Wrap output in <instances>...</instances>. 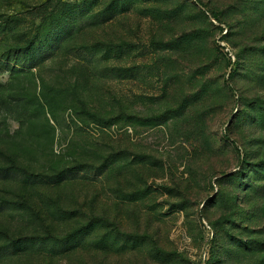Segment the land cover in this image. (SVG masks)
I'll list each match as a JSON object with an SVG mask.
<instances>
[{
  "label": "rangeland",
  "instance_id": "374dc122",
  "mask_svg": "<svg viewBox=\"0 0 264 264\" xmlns=\"http://www.w3.org/2000/svg\"><path fill=\"white\" fill-rule=\"evenodd\" d=\"M0 85V264H264V0H0Z\"/></svg>",
  "mask_w": 264,
  "mask_h": 264
},
{
  "label": "trees",
  "instance_id": "16d2710c",
  "mask_svg": "<svg viewBox=\"0 0 264 264\" xmlns=\"http://www.w3.org/2000/svg\"><path fill=\"white\" fill-rule=\"evenodd\" d=\"M0 89L5 90L4 87L1 85H0ZM2 107H4V109H6V110H10V109L13 110V109H16V107H18V106H13V103L8 104V103L4 102ZM84 111L86 113H89V112H87L88 109H86L85 107H84ZM122 116H123L122 114L121 115L116 114V115L108 117V118L100 117L98 115H93L92 117L98 126L103 127V128H112V127L121 125V123L123 121ZM3 121H5V120H3ZM112 165H113V163H109L108 165L106 164L104 170H106V169L109 170L110 166H112ZM82 169H85V168L82 165H80V166H77V169L72 168L71 171H69L70 170L69 169V170H63L60 172H54L51 174H41V175H37V176L33 173L30 174L28 172H23L24 170H21V169H18L16 171L22 172L28 178H33V179L40 178L43 180V184L45 183L44 185H51V186H49V188L51 187V188L57 190V189H60L61 187H63L64 184H68V182H70L71 179L67 178V176H66L67 174L78 171V170H82ZM34 202L35 203L32 204L34 206H30L31 215H33L36 218V220L38 221L40 228H41L39 230L41 232H36V234H34V235H36V237L37 236L38 237L43 236V238H41L37 241H41V242L42 241H50L54 244L72 243L71 241H73L74 239H76V240L81 239L79 237L82 235V233L84 231H88V230L92 229L94 224L103 223V224H106L107 226H109V224H110L109 221L107 220V217H105V216H102V218L95 217L94 216L95 213H93L92 209L88 213H85V212L83 213L82 211H78V210L72 211L70 209L65 208L64 206H61V204H63V203L61 202V198L58 197L57 195L56 196L54 195L53 198H52V196H50V197L48 196V198H47V202H48L49 206H51L53 209H55V213H53V212L51 213L50 211H48L44 207L42 208L37 203V201L34 200ZM77 214L83 215V217L86 219V221L83 222V223H85L84 228L79 230L78 232H73L72 230L68 231V228L64 229L63 226H66L65 222H70V221H73L75 219H78ZM55 215H59L58 217H64V218L56 220V218H58V217ZM77 222H82V220H78ZM64 230H65V232H64ZM1 233H3V232L0 230V234ZM13 245H15L16 247ZM13 245L10 247H13V250L15 249V253H14V255H15L19 252V250L17 248L18 243L15 242ZM79 248H81V247H73L71 249H72V251H75V250H79ZM20 253H23V251H21Z\"/></svg>",
  "mask_w": 264,
  "mask_h": 264
}]
</instances>
